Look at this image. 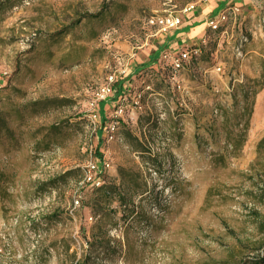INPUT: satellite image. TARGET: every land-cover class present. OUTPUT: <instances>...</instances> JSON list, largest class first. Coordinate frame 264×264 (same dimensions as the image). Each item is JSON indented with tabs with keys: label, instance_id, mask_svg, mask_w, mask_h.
<instances>
[{
	"label": "rangeland",
	"instance_id": "1",
	"mask_svg": "<svg viewBox=\"0 0 264 264\" xmlns=\"http://www.w3.org/2000/svg\"><path fill=\"white\" fill-rule=\"evenodd\" d=\"M193 1L0 0V264H259L264 0L238 1L226 33H204L177 75L184 92L137 79L131 93L150 85L140 109L128 101L115 120L110 97L92 123L109 75L121 81L127 63L136 75L155 52L139 50L147 21ZM92 159L110 164L103 185L122 205L82 182Z\"/></svg>",
	"mask_w": 264,
	"mask_h": 264
},
{
	"label": "built area",
	"instance_id": "2",
	"mask_svg": "<svg viewBox=\"0 0 264 264\" xmlns=\"http://www.w3.org/2000/svg\"><path fill=\"white\" fill-rule=\"evenodd\" d=\"M206 1L207 0H194L193 2L181 7L178 13H175L174 11H166L164 12L165 14L152 16L147 21V24L151 28H153L154 32L153 34L147 36L146 43L141 48H139V50H142L144 48L146 49V47L149 45L151 46L155 41V38H164L169 33L178 30L184 24L186 19L196 11L197 7L205 3ZM238 15L239 8L237 6H226L220 12L217 18H213L207 21V31L214 33L216 31L224 29L223 31L224 33H226L225 26H228L232 20H236ZM149 40L150 42H148ZM207 43L208 36L204 34L203 37L192 46L188 45L175 49L161 50L156 61L148 67L149 69L146 68L136 71V75H134L135 73L132 74L131 72L132 63H127L124 66L121 74L123 75L122 80L126 81L123 83L124 87H122L123 90L119 99L113 106V108L115 109L113 112V119L116 120L117 118H120L122 114H124L127 109V105H129L128 101H132L134 107H136L137 109L141 108V98L143 97L145 91H150V85L144 86L140 91L131 93L133 85L137 79L139 80V83L141 82L142 84V80L144 79L156 77L164 78L163 80L172 85L178 92H184L183 86L177 80V75L181 71L190 70L192 68L194 62L201 55ZM216 70L220 71V68H217ZM115 75L116 71L109 75V77L107 78V83L105 85L99 87L94 92V96L90 104L91 110H93V112L96 111L97 104L99 105L100 102L106 101L108 98L113 96L116 90L115 85L119 82ZM97 118H100L99 113L93 114L91 116L92 123H95V126L97 123ZM118 123V121L114 120L107 121L105 123L104 127L108 141H112V139L114 138V135L118 128ZM109 168L110 164L107 161L93 159L90 160L87 163L82 182L92 188L101 187L104 184V182L102 181L103 174L105 170ZM75 205H78L77 201H75Z\"/></svg>",
	"mask_w": 264,
	"mask_h": 264
},
{
	"label": "crops",
	"instance_id": "3",
	"mask_svg": "<svg viewBox=\"0 0 264 264\" xmlns=\"http://www.w3.org/2000/svg\"><path fill=\"white\" fill-rule=\"evenodd\" d=\"M238 1L240 0H207L205 3L198 6L196 11L186 19L178 30L169 33L166 37L161 38L157 42H153L152 46H155V48H153L155 52L154 54L147 55V61L140 69H146L151 66L152 63L156 61L161 50L188 46V38H197L203 35L207 31L206 23L208 20L217 18L228 3L237 6ZM152 55H154L155 58ZM153 58L155 61H153ZM151 60L153 62H151ZM105 106L106 103H104V107L100 109L102 117H105Z\"/></svg>",
	"mask_w": 264,
	"mask_h": 264
},
{
	"label": "trees",
	"instance_id": "4",
	"mask_svg": "<svg viewBox=\"0 0 264 264\" xmlns=\"http://www.w3.org/2000/svg\"><path fill=\"white\" fill-rule=\"evenodd\" d=\"M160 53V52H159ZM154 54V53H153ZM153 57H154V55H152ZM155 58V57H154ZM153 58V61H155V59ZM158 58V57H157ZM152 60H151V62H153ZM150 63V62H149ZM148 63V64H149ZM141 68V66H138L137 68H136V70L135 71H139V70H142V69H140ZM123 83H124V81L123 80H121V81H119L115 86V92H114V94H113V96H111V97H114L113 98V100H115V101H117L118 99H119V97H120V94H121V92H122V87H123ZM235 90H239V91H241V93H242V96H243V99H247L248 98V96H249V94H252L253 96H255L256 95V90L253 88V87H246V86H244V85H238V86H236V89ZM233 92H234V88H233ZM234 97V96H233ZM104 103L105 102H100L99 103V113H100V109L101 108H103L104 107ZM100 116H101V114H100ZM101 118H102V120L104 121L105 120V117H102L101 116ZM105 124V123H104ZM104 129V128H103ZM102 130V126H101V129H99L98 131H101ZM256 154H257V160H261L263 163H260V165H261V170H259V172L258 173H263L264 174V137L258 142V144H257V146H256ZM95 156L96 157H99V158H101V156L97 153V152H95ZM98 160V159H97ZM96 192H100L101 194H102V200H105V201H111V199L113 198V197H116V200L118 201V202H120L121 203V205H122V203L124 202V197L123 196H121L120 195V192H119V190L118 189H116V188H114L113 186H106V185H103V186H101V187H99V188H97L96 189ZM125 205V204H124ZM263 251H264V246H263ZM69 260H70V258H69ZM68 260V261H69ZM84 261V260H83ZM71 264H84V263H80L79 261L78 262H76V263H71ZM259 264H264V254L261 256V258H260V260H259Z\"/></svg>",
	"mask_w": 264,
	"mask_h": 264
},
{
	"label": "bare ground",
	"instance_id": "5",
	"mask_svg": "<svg viewBox=\"0 0 264 264\" xmlns=\"http://www.w3.org/2000/svg\"><path fill=\"white\" fill-rule=\"evenodd\" d=\"M261 110H262V107H261V103L260 101L257 103L256 105V114H261Z\"/></svg>",
	"mask_w": 264,
	"mask_h": 264
}]
</instances>
